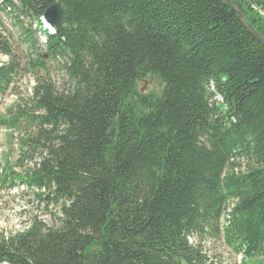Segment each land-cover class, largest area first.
Masks as SVG:
<instances>
[{"label":"trees","instance_id":"1","mask_svg":"<svg viewBox=\"0 0 264 264\" xmlns=\"http://www.w3.org/2000/svg\"><path fill=\"white\" fill-rule=\"evenodd\" d=\"M56 1L64 24L49 33ZM230 2L264 40V0H0L35 21L20 24L31 67L46 70L43 47L69 81L39 79L30 109L0 116L37 127L25 157L43 150L0 185L35 188L60 214L0 236V264H218L204 236L264 264V46ZM0 55L1 105L20 68L1 32Z\"/></svg>","mask_w":264,"mask_h":264},{"label":"rangeland","instance_id":"2","mask_svg":"<svg viewBox=\"0 0 264 264\" xmlns=\"http://www.w3.org/2000/svg\"><path fill=\"white\" fill-rule=\"evenodd\" d=\"M261 13L264 15V10H261ZM17 15L13 7L5 10L0 8V32L11 45L14 58L19 60L20 64L10 89L1 101L0 116L3 117L13 116L18 112V106L21 109L31 108L28 104L31 91L34 84L41 78L49 79L60 88L69 86L62 62L46 58L43 47L39 53L46 62V70H36L31 67L30 62L35 55L24 41V32L20 24L28 26L32 23V28H35V21L20 16L19 23ZM42 29L47 28L44 25ZM35 37L40 45L45 41L41 31H36ZM6 59V56L0 55V64ZM139 88H142L143 92L158 93L161 90V84L157 80L142 81L139 83ZM36 131L37 127L26 123L23 118H21V123L14 128L0 125V174L5 173V168H8V172L9 169L16 173L23 172L38 160L43 153L41 146L35 151H30L28 153L30 157H27L28 155L25 157L24 153L27 150L24 145L27 137L34 136ZM239 164L241 169L245 168V160H240ZM7 180L8 177H6L5 185H0V236H9L23 230L34 218L42 220L47 227L58 225L59 205L46 200L45 196L37 197V190L24 184L17 183L13 187H8ZM199 239L196 237L197 241ZM200 240H204L202 242L206 252L218 264H239L240 256L226 246L221 237L204 236Z\"/></svg>","mask_w":264,"mask_h":264},{"label":"water","instance_id":"3","mask_svg":"<svg viewBox=\"0 0 264 264\" xmlns=\"http://www.w3.org/2000/svg\"><path fill=\"white\" fill-rule=\"evenodd\" d=\"M230 5L235 9L238 18L241 22L247 27V29L256 37V39L264 46V40L261 39L254 30L247 24V22L242 17L237 6L230 2ZM42 20L46 22L50 27H59L64 24V10L62 8V4L59 1L54 2L50 7H48L44 14ZM145 82V80H143ZM141 91L143 89L141 88Z\"/></svg>","mask_w":264,"mask_h":264},{"label":"bare ground","instance_id":"4","mask_svg":"<svg viewBox=\"0 0 264 264\" xmlns=\"http://www.w3.org/2000/svg\"><path fill=\"white\" fill-rule=\"evenodd\" d=\"M44 25H45V27H46L47 29H49V30L52 31V28H51L46 22H44Z\"/></svg>","mask_w":264,"mask_h":264}]
</instances>
